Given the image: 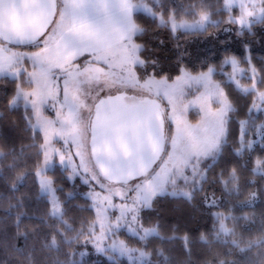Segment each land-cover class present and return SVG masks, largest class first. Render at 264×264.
I'll use <instances>...</instances> for the list:
<instances>
[{
  "label": "snow or ice",
  "instance_id": "1",
  "mask_svg": "<svg viewBox=\"0 0 264 264\" xmlns=\"http://www.w3.org/2000/svg\"><path fill=\"white\" fill-rule=\"evenodd\" d=\"M0 200V264H264V0H0Z\"/></svg>",
  "mask_w": 264,
  "mask_h": 264
},
{
  "label": "trees",
  "instance_id": "2",
  "mask_svg": "<svg viewBox=\"0 0 264 264\" xmlns=\"http://www.w3.org/2000/svg\"><path fill=\"white\" fill-rule=\"evenodd\" d=\"M259 180V177L257 178ZM7 201L0 200V217H3L5 215V212L3 211L4 207L6 206ZM164 207H167V205H163ZM260 205H257V208L259 209ZM11 221V217L8 218V222ZM37 246L39 247V242H37ZM89 259H100L102 261L105 260L104 257H96V256H91ZM154 260L158 262V264H164L163 257H154Z\"/></svg>",
  "mask_w": 264,
  "mask_h": 264
}]
</instances>
